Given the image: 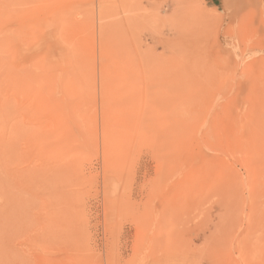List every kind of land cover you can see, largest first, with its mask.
I'll list each match as a JSON object with an SVG mask.
<instances>
[{
	"label": "rangeland",
	"instance_id": "374dc122",
	"mask_svg": "<svg viewBox=\"0 0 264 264\" xmlns=\"http://www.w3.org/2000/svg\"><path fill=\"white\" fill-rule=\"evenodd\" d=\"M0 264H264V0H0Z\"/></svg>",
	"mask_w": 264,
	"mask_h": 264
}]
</instances>
